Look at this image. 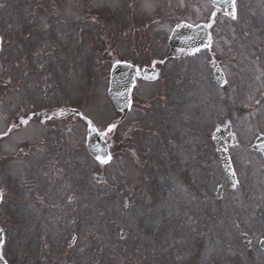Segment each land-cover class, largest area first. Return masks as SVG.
Returning <instances> with one entry per match:
<instances>
[{"label": "rangeland", "instance_id": "obj_1", "mask_svg": "<svg viewBox=\"0 0 264 264\" xmlns=\"http://www.w3.org/2000/svg\"><path fill=\"white\" fill-rule=\"evenodd\" d=\"M131 1L0 0L2 255L7 264H264V160L251 148L264 133V0H235L232 18L207 0ZM210 20L208 48L165 57L175 24ZM117 59L158 77L136 82L125 122L109 131ZM67 103L105 131L107 162L84 149L79 119H51L48 131L19 123L31 106ZM226 117L237 139L233 188L210 139Z\"/></svg>", "mask_w": 264, "mask_h": 264}, {"label": "water", "instance_id": "obj_2", "mask_svg": "<svg viewBox=\"0 0 264 264\" xmlns=\"http://www.w3.org/2000/svg\"><path fill=\"white\" fill-rule=\"evenodd\" d=\"M216 6H218L222 11L227 8L229 14L231 13V0H211ZM209 36L207 33L206 26L201 24L195 27L180 25L175 28L170 37V47L180 48L187 51H192L195 48L201 47L208 42ZM131 67L124 63H115L111 70V80L108 93L111 96L113 102L116 104L117 108L122 110L124 114L126 111L128 103V89L132 83ZM226 132L230 130L229 122L225 125ZM228 134V133H227ZM233 137L231 133L228 134ZM228 136V137H229ZM220 136L219 133H215V142L217 147L220 146ZM264 140V136L262 137ZM87 148L91 154L95 157L106 158V146L96 133L92 125L88 128V136L86 141ZM219 158L221 160L222 166L231 183H234L233 174L230 167V162L228 154L226 151H220ZM2 241V234L0 231V244ZM0 264H4V259L0 255Z\"/></svg>", "mask_w": 264, "mask_h": 264}, {"label": "snow or ice", "instance_id": "obj_3", "mask_svg": "<svg viewBox=\"0 0 264 264\" xmlns=\"http://www.w3.org/2000/svg\"><path fill=\"white\" fill-rule=\"evenodd\" d=\"M24 122L27 123V121H24ZM112 127H114V125L113 126H110L109 131L111 130ZM98 159H99V157H98ZM101 162H107V161L102 160Z\"/></svg>", "mask_w": 264, "mask_h": 264}]
</instances>
